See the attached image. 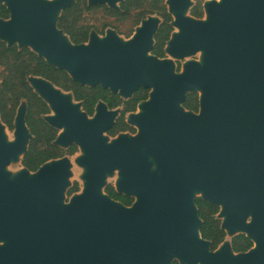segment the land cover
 Listing matches in <instances>:
<instances>
[{
	"label": "water",
	"instance_id": "95a60500",
	"mask_svg": "<svg viewBox=\"0 0 264 264\" xmlns=\"http://www.w3.org/2000/svg\"><path fill=\"white\" fill-rule=\"evenodd\" d=\"M123 0H89L119 10ZM0 42L28 48L84 87L123 99L139 89L149 99L127 123L138 130L108 139L118 110L100 102L94 117L71 93L30 76L28 83L54 115L44 120L62 132L54 145L80 148L81 192L65 204L73 162L64 157L32 173L7 172L28 149L27 108L16 117V139L0 121V264H264V0L205 4L206 18L188 16L192 0H168L174 32L170 59L151 55L160 21L149 17L123 41L114 31L92 32L75 45L58 28L75 0H0ZM200 53L180 73L173 59ZM200 94V113L185 110ZM135 198L128 208L105 192ZM218 207L226 238L216 250L202 238L196 199ZM245 235L253 247L235 253Z\"/></svg>",
	"mask_w": 264,
	"mask_h": 264
},
{
	"label": "trees",
	"instance_id": "16d2710c",
	"mask_svg": "<svg viewBox=\"0 0 264 264\" xmlns=\"http://www.w3.org/2000/svg\"><path fill=\"white\" fill-rule=\"evenodd\" d=\"M83 1L84 7H82V2L79 1L64 10L58 21V27L65 30V33L75 45L84 44L88 40L89 29L76 31L75 28L70 26L71 19L77 21L84 10L93 9V7L86 6L85 0ZM123 8L127 11V7ZM9 16L8 9L0 3V18L8 19ZM164 17L166 22L170 21L169 14L165 13ZM170 31L171 28H168L165 24L156 36L157 42H165ZM153 53L157 54V49ZM0 66L5 67L8 74L0 84V115L3 122L8 123L12 128V119L21 100H26L29 103L27 125L32 132L33 139L24 157L23 166L31 172L37 171L41 165L50 160L63 157V151L52 145V142L56 139V131L42 119L43 115L49 114V108L30 87L27 81L29 76L43 77L64 91L72 92L76 101L84 102L83 110L89 115L93 114L94 106L98 100L108 101L111 108H116L122 102L119 95H111L108 90H104L100 86L90 88L74 82L65 71L49 66L44 59L39 58L28 48L19 50L16 45L8 48L5 43L0 42ZM143 92L145 90L141 89V95ZM9 96L14 97L13 103L8 101ZM137 99H139V96ZM123 120L124 113L113 131H111V135L127 128ZM75 152L76 147L73 146L69 153L73 155ZM78 191V185L76 184L70 192ZM105 192L124 203L128 202L126 198L115 195L113 186H108ZM196 204L199 209L198 214L203 221L201 227L202 238L211 243V250L214 251L226 238V233L221 229V222L216 219L220 209L200 198L196 200ZM232 247L235 253H245L253 247V243L245 235H238L232 240ZM174 264L179 263L175 262Z\"/></svg>",
	"mask_w": 264,
	"mask_h": 264
},
{
	"label": "flooded vegetation",
	"instance_id": "af4514ba",
	"mask_svg": "<svg viewBox=\"0 0 264 264\" xmlns=\"http://www.w3.org/2000/svg\"><path fill=\"white\" fill-rule=\"evenodd\" d=\"M80 2H82V7H84V1L83 0H79ZM78 1V2H79ZM209 1H216V2H219V1H221V0H206L205 2H204V4L203 5H197V6H194L193 8H192V10H191V16L190 17H192L193 19H195V20H204L205 18H206V8H205V4L207 3V2H209ZM78 2H76L75 4H77ZM85 2H86V6H88V7H93V9H96V8H98V7H100V8H106L109 12H111V14L112 15H114V16H118V17H123L124 15H130V13L132 12V10L133 9H135V8H139V7H144L145 5H150L151 7H154L155 8V13L154 14H158L159 13V18L157 17V19H159V21H160V24H159V29H158V31H157V34H158V32H159V30L163 27V26H165V24H167V27L169 28H171V31H170V33H169V36H168V39L167 40H165V42H161V43H158L157 42V40H156V36H157V34L155 35V44H154V46H153V50H152V55H154V56H156L157 58H159V59H161V60H165V59H170V56L167 54V52H166V48H167V46H168V43H169V41L171 40V38H172V35H173V33H174V30H175V27L173 26V22L175 21V18H174V16L169 12V7H168V5H167V2H166V0H123V2L121 3V8H122V10H123V14H120V13H117L115 10H112V9H110V7L108 6V5H106V4H101V5H90L89 4V0H85ZM120 3V2H119ZM74 4V5H75ZM118 4V3H117ZM123 7H127V11L123 8ZM92 9V10H93ZM84 11H86V10H84ZM83 11V12H84ZM88 11H90V10H88ZM144 12V11H143ZM113 13H115V14H113ZM165 13H167V14H169V16H170V21L169 22H166V20H165V17H164V14ZM143 15H142V17H141V20H140V24L142 25V23L145 21V20H147L148 18H147V16L148 15H150V14H146V13H142ZM125 17V16H124ZM82 17H80V19H81ZM155 18V17H154ZM80 19H78L77 21H75L76 19H71L70 20V26L71 27H73V28H75V30L76 31H79L80 29H89V34H88V40H87V42L89 41V38H90V35H91V33L93 32L92 30H93V28L92 27H89V26H80ZM74 22H76V23H74ZM59 28V27H58ZM59 30H61V31H63L64 32V34L65 35H67L66 33H65V30H63V29H60L59 28ZM97 34V33H96ZM134 34V33H133ZM132 34V35H133ZM98 35V34H97ZM132 35L131 36H129L128 38H130V37H132ZM68 36V35H67ZM69 37V36H68ZM70 38V37H69ZM86 42V43H87ZM155 49H157V54H154L153 53V51L155 50ZM195 61H198V60H195ZM176 66H177V72L178 73H180L181 72V70H182V63H176L175 64ZM30 77V76H29ZM28 77V78H29ZM33 77H38V78H42V79H44V80H46V81H48V82H50L51 84H53L56 88H58V89H60V90H62L63 92H66V91H64L63 89H61V88H59V87H57L54 83H52L51 81H49V80H47V79H45V78H43V77H39V76H33ZM27 81H28V79H27ZM97 86H100V85H97ZM96 86V87H97ZM31 87V86H30ZM101 87V86H100ZM90 88H94V87H90ZM102 88V87H101ZM103 89V88H102ZM142 89V88H141ZM141 89H139L138 91H136L134 94H133V96H132V98H130V99H123V98H121L120 96V99H122V102H121V104L119 105V106H117L116 108H111L110 106H109V102L108 101H104V100H98V102L95 104V106H94V111H93V114L92 115H89L88 113H87V115L90 117V118H92V117H94V115H95V113H96V109H97V106H98V104L100 103V102H102V103H104L105 105H106V107H107V109L109 110V111H114V110H117V109H120L121 111V113H120V117H119V119L116 121V123L114 124V126L107 132V133H105V134H109L112 138H114V137H116V136H119L120 134H128V135H130L131 137H133V136H136L137 134H138V130L135 128V127H133V126H131V125H129L128 123H127V118H128V116L129 115H131V114H136L137 112H138V108H139V105H140V103H142V102H145V101H147L148 99H149V95H150V90H147V89H143V90H145V92H143V94L141 95ZM104 90H107V89H104ZM34 91V90H33ZM109 92H110V94L111 95H115V94H113L110 90H108ZM35 93V92H34ZM66 93H71L72 95H73V97H74V94L72 93V92H66ZM139 96V99H137V97ZM39 97V96H38ZM40 98V97H39ZM141 98V99H140ZM41 99V98H40ZM42 100V99H41ZM22 101H26V100H21V102ZM43 102H44V100H42ZM74 101L75 102H77V103H82V110H83V105H84V102H82V101H76L75 100V97H74ZM20 102V103H21ZM27 102V101H26ZM47 106H48V104L46 103V102H44ZM19 106H20V104L18 105V107L16 108V111H15V114H14V116H13V119H12V124H13V127L11 128L10 126H9V124L8 123H6V122H4L5 123V125L8 127V129L9 130H12L13 132L12 133H15V130H16V126H15V122H16V117H17V113H18V109H19ZM183 107L185 108V110H187V111H189V112H193V113H195V114H199L200 113V108H201V105H200V94L199 93H190V94H188L187 95V98H186V101L183 103ZM48 108H49V114H47V115H43L42 116V119L44 120V117L45 116H49L50 114H51V109H50V107L48 106ZM84 111V110H83ZM126 111V112H125ZM85 112V111H84ZM28 113H29V103L27 102V115H26V124H27V116H28ZM86 113V112H85ZM123 113H124V124L127 126V128L125 129V130H120L119 132H117L115 135H111V131H113V129H114V127H115V125L117 124V122L122 118V116H123ZM45 121V120H44ZM46 122V121H45ZM47 123V122H46ZM48 124V123H47ZM48 126L49 127H51L49 124H48ZM27 127H28V125H27ZM52 128V127H51ZM28 129H29V132H30V134H31V139H30V142H29V145H28V149H27V152H28V150H29V146H30V143H31V140L33 139V135H32V132H31V130H30V128L28 127ZM53 130H55L56 131V139L58 138V136H59V130H57V129H55V128H52ZM56 139L52 142V145L53 146H56V145H54V142L56 141ZM73 146H75L76 147V152L75 153H77V151L79 150V147L78 146H76V145H72L71 147H69L68 149H64V148H61V147H59V146H56V147H58L60 150H62L63 151V157H61V158H58V159H53V160H50V161H48V162H51V161H54V160H59V159H62V158H64V157H66L65 156V150H70ZM27 152L23 155V159H22V165H23V160H24V157H25V155L27 154ZM48 162H46V163H48ZM46 163H44L43 165H45ZM43 165H41L40 166V168L43 166ZM24 167V166H23ZM25 168V167H24ZM39 168V169H40ZM27 169V168H26ZM38 169V170H39ZM28 170V169H27ZM37 170V171H38ZM37 171H35V172H37ZM31 172V171H30ZM35 172H32V173H35ZM114 188V187H113ZM115 190V189H114ZM78 194V192H68L67 193V197H68V199H66V200H64V203L65 204H67L69 201L68 200H70L73 196H75V195H77ZM107 194V193H106ZM113 201H115V202H118V203H120V204H122L123 206H125V207H128V208H130V207H132L133 206V204L135 203V198H133V197H128V196H125V195H123V194H120V193H118L116 190H115V195L116 196H118V197H124V198H126L127 199V203H124V202H122L121 200H119V199H116V198H114V197H112L111 195H109V194H107ZM199 199V198H198ZM197 200V199H196ZM196 200H195V204H196ZM196 206H197V204H196ZM198 208V207H197ZM199 210V209H198Z\"/></svg>",
	"mask_w": 264,
	"mask_h": 264
},
{
	"label": "rangeland",
	"instance_id": "374dc122",
	"mask_svg": "<svg viewBox=\"0 0 264 264\" xmlns=\"http://www.w3.org/2000/svg\"><path fill=\"white\" fill-rule=\"evenodd\" d=\"M78 1L79 0H75V3L78 2ZM167 1L168 0H166V2ZM205 1L206 0H192V6H191V8L188 11V16H191V10H192V8L194 6L203 5ZM122 2L117 4L119 10H115L117 13H120V14H123V10L121 8V3ZM142 13L150 14V15L147 16V18H149V17H155V18L158 17L159 18V13L158 14L157 13L154 14L155 13V8L151 7L150 5H145L142 8L141 7L135 8V9L132 10L130 15H124L125 17L124 16L123 17L114 16L106 8L98 7L96 9H93V10H90V11H84L82 13V15H81L82 18L80 19V26L92 27L93 28L92 31L97 33L100 38H104L107 35L108 31H114V32H116L119 35V37L123 41H128L135 35L137 28L141 26L140 20H141V17L143 15ZM175 31L178 32V30H176V29L174 30V32ZM131 35H132V37L128 38ZM190 60H200V53H197L195 55H192V56L186 57L184 59H180V60L173 59L175 64L179 63V62L182 63V68H183V65L187 61H190ZM176 70H177V66H176ZM7 75L8 74H7L6 70H5V67L0 66V84L2 83V81L5 79V77ZM8 101H10V103H13L14 102V97L13 96H9ZM72 102L74 104H76V105L79 104V103L75 102L74 99L72 100ZM22 106L27 108V102L26 101H22L20 103L19 109ZM117 110L119 111V115H118L116 121L119 119L120 113H121L120 109H117ZM52 115H54L53 111L51 112V114L49 116H52ZM127 120H128V118H127ZM0 121L2 122V124L5 127L7 140L14 142L15 139H16V135L14 133H12L13 132L12 130L8 129V127L3 122L1 115H0ZM58 132L60 134L62 131L59 130ZM105 136L109 140L112 139V137L109 134H105ZM65 151H66L65 152V156L70 158L72 160V162H73V177L70 180L71 187L66 192L64 200L68 199L67 193L70 192L76 186V184L78 185V190H79L78 194L81 192V190L83 188V181L81 180V175L83 173V169H81V167H79L76 164V159L81 155L80 148L77 151V153H74L73 155H71L68 150H65ZM22 159H23V156H21L19 158V160H17V161H12L11 164L7 167V172L10 173L12 176H15L16 174L20 173L22 171V169H24V167L22 165ZM114 184H115V179L110 178L108 180V185L107 186H114ZM70 200H68V201H70Z\"/></svg>",
	"mask_w": 264,
	"mask_h": 264
},
{
	"label": "bare ground",
	"instance_id": "6f19581e",
	"mask_svg": "<svg viewBox=\"0 0 264 264\" xmlns=\"http://www.w3.org/2000/svg\"><path fill=\"white\" fill-rule=\"evenodd\" d=\"M220 2V1H219ZM176 29V28H175ZM176 32V31H175Z\"/></svg>",
	"mask_w": 264,
	"mask_h": 264
}]
</instances>
